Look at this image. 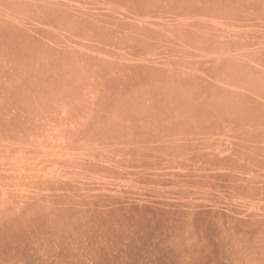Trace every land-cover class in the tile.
Masks as SVG:
<instances>
[{"label": "rangeland", "instance_id": "obj_1", "mask_svg": "<svg viewBox=\"0 0 264 264\" xmlns=\"http://www.w3.org/2000/svg\"><path fill=\"white\" fill-rule=\"evenodd\" d=\"M0 264H264V0H0Z\"/></svg>", "mask_w": 264, "mask_h": 264}]
</instances>
